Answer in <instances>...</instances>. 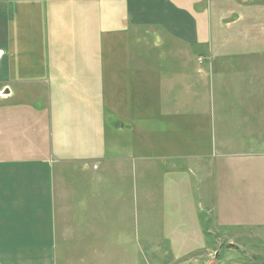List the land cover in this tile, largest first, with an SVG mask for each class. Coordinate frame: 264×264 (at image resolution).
Listing matches in <instances>:
<instances>
[{"label":"crops","instance_id":"1","mask_svg":"<svg viewBox=\"0 0 264 264\" xmlns=\"http://www.w3.org/2000/svg\"><path fill=\"white\" fill-rule=\"evenodd\" d=\"M253 2L0 0V264H131L151 238L197 263L218 205L264 222Z\"/></svg>","mask_w":264,"mask_h":264},{"label":"rangeland","instance_id":"2","mask_svg":"<svg viewBox=\"0 0 264 264\" xmlns=\"http://www.w3.org/2000/svg\"><path fill=\"white\" fill-rule=\"evenodd\" d=\"M238 1H254L253 3L256 5L264 6V0ZM227 5L230 6V4ZM251 146H256V143H251ZM256 159H254V162H256ZM244 175L245 173H243ZM253 181L256 190H261L264 182V172L254 174ZM218 206H220L219 212L223 217L218 213L219 207H216V211L212 213V223L216 231V233L213 232L216 236L215 240H220V244L218 245L219 252L215 250L218 246L216 248L213 247L210 253H205V255L204 253L197 254L198 256H202L203 260L193 263L192 261L196 257L193 258L186 255L180 258L177 253L172 251L169 238H160L159 240L151 238L148 242L146 254H144L142 247H139V253H135L134 249H132L130 254L131 264H264V222L253 221L254 225H249L250 227L244 226L243 228L236 229L235 227H231L232 221L228 217L230 207L224 205L227 207L225 209L223 205ZM258 209L260 211L259 218L264 219V200H262ZM217 216H219L220 220ZM231 236H233V243L229 241L232 238ZM123 256L124 254H122V258ZM111 258L112 261L114 260V264H118L122 260L121 254L114 255Z\"/></svg>","mask_w":264,"mask_h":264}]
</instances>
